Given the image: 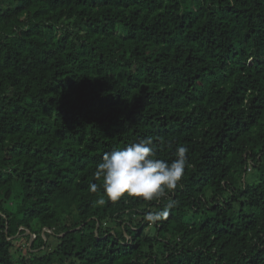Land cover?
<instances>
[{"label":"trees","instance_id":"16d2710c","mask_svg":"<svg viewBox=\"0 0 264 264\" xmlns=\"http://www.w3.org/2000/svg\"><path fill=\"white\" fill-rule=\"evenodd\" d=\"M149 137L155 223L93 176ZM0 264H264V0H0Z\"/></svg>","mask_w":264,"mask_h":264},{"label":"clouds","instance_id":"9594fccd","mask_svg":"<svg viewBox=\"0 0 264 264\" xmlns=\"http://www.w3.org/2000/svg\"><path fill=\"white\" fill-rule=\"evenodd\" d=\"M188 152L187 146L178 144L173 159H160L150 137L137 138L123 148L104 152L93 173L95 180L102 179V194L95 203L101 206L106 202L115 203L125 196L148 203L168 198L158 210L150 209L144 215V220L150 223L166 218L176 204L169 193L177 189L183 177ZM89 188L97 193L101 186L90 182Z\"/></svg>","mask_w":264,"mask_h":264},{"label":"rangeland","instance_id":"374dc122","mask_svg":"<svg viewBox=\"0 0 264 264\" xmlns=\"http://www.w3.org/2000/svg\"><path fill=\"white\" fill-rule=\"evenodd\" d=\"M31 243H32V238H31V241H29V242H28L27 240H24V241H23V245H24V246H26V244H31Z\"/></svg>","mask_w":264,"mask_h":264}]
</instances>
